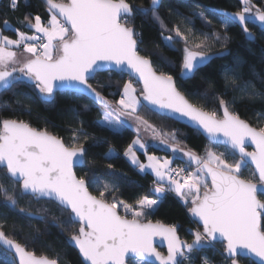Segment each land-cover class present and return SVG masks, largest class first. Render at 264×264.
Wrapping results in <instances>:
<instances>
[{
    "label": "snow or ice",
    "instance_id": "obj_1",
    "mask_svg": "<svg viewBox=\"0 0 264 264\" xmlns=\"http://www.w3.org/2000/svg\"><path fill=\"white\" fill-rule=\"evenodd\" d=\"M39 2L43 14L27 11L29 0H0V94L13 92L15 110L26 115L31 104L54 108L63 99L73 119L65 139L24 120L0 118V246L13 254L0 264H153L152 257L159 264H216L209 253L223 264H264V88L257 89L238 59L221 68L219 79L205 77V86L195 85L214 55H231L233 29L249 42L257 38L253 28L264 37V6L238 0L234 12L200 5L185 15L170 3L162 15L164 0ZM22 6L20 26L13 27L6 17ZM193 19L207 30L197 33ZM214 20L222 30L212 27ZM145 28L153 34L147 41ZM175 64L179 78L172 74ZM102 73L106 79L98 80ZM113 76L120 77L119 87L108 95L117 100L104 94ZM260 79L264 84V75ZM187 83L196 90L184 89ZM20 85L31 94L14 92ZM80 100L88 102L77 105ZM242 110L254 112L255 126ZM89 113H95L90 123L100 131H134L123 157L139 173L154 176L151 195L121 198L113 163L120 153L113 147L100 157L108 173L84 170L98 163L89 159V149L108 143L88 131L83 116ZM144 113L183 121L209 147L203 155L181 147L175 131H162ZM142 133L174 157L182 154L187 166L173 167V159L149 154L157 145ZM109 175L114 179H104ZM170 193L196 225L189 229L191 242L179 237V225L149 219ZM53 227L69 233L63 248L45 239ZM21 235L28 243H20ZM155 237L166 241V256L153 246ZM37 246L51 254H39ZM65 249L75 250L77 259Z\"/></svg>",
    "mask_w": 264,
    "mask_h": 264
},
{
    "label": "trees",
    "instance_id": "obj_2",
    "mask_svg": "<svg viewBox=\"0 0 264 264\" xmlns=\"http://www.w3.org/2000/svg\"><path fill=\"white\" fill-rule=\"evenodd\" d=\"M139 3H146V0H138ZM184 2L189 5V7H183L180 5L179 0H165V7L161 9L162 15H167V6L171 4H176L179 7V10L185 15H191L195 11L201 10L198 6L203 5L205 7L212 6L229 12H234L238 10V0H184ZM256 2L264 6V0H256ZM31 7L27 11H40L43 14L44 9L41 7L39 0H29ZM2 6V5H0ZM25 9L23 6L19 12H11L6 17L12 23L13 27L20 26V20L24 14ZM139 24V21H137ZM193 24L197 33L201 31H206L207 29L203 25L202 21L199 19H193ZM213 28L221 29V26L214 20ZM222 30V29H221ZM252 31L256 34V40L254 42L246 41L242 32L238 29H233L231 31L232 39L229 43V50L231 55L228 57H216L214 58L201 72L200 75L196 77L195 85L196 86H205V77L208 79L216 80L220 78V70L224 65H228L234 62L235 59H238L243 63V71H245L249 78L254 79L257 85V89L264 88V84L261 83L260 77L264 75V37L260 36L259 30L253 28ZM5 34L12 35L11 32H6ZM145 39L150 40L153 36L146 28L144 29ZM150 47V45H146ZM180 47V46H178ZM213 53L219 51L218 48L214 47L212 49ZM165 55H170L165 52ZM215 56V55H214ZM171 59L176 60V56H170ZM172 74L179 78V65L175 64L173 66ZM107 73L100 74L97 79L105 80ZM120 77H112V85L108 88V91L104 94L108 96L109 99L117 100L119 99L118 95L109 96L108 93H116L119 85L116 83ZM127 79V77H125ZM184 89L195 91L196 88L192 83H187L184 85ZM202 90V87L201 89ZM14 92H29L30 89L25 88L20 85L17 86ZM191 99L189 92H186ZM15 97L13 92H4L0 95V104H11L9 108L0 107V118H9V119H19L26 122H30L33 127H38L41 129L47 128L49 132L53 134L64 136L65 139H68L69 128L68 125L72 121L73 117L70 112L67 111L68 102L58 98V103L56 107H49L43 103H34L31 104V115L23 114L24 110L16 111L15 110ZM87 100H80L77 105H83L87 103ZM30 102L25 101V104ZM258 111V109H256ZM145 117L149 119L150 123L154 124L157 128L161 129L164 132L171 133L175 131L177 133V138L183 143L181 147L185 144L188 148H191L198 155H203L204 151L208 145V141L202 136L195 133L191 128L184 125H180L172 120H162L159 117L154 116L151 113H144ZM37 117H40L39 119ZM242 118L249 120L256 125V120L254 119V112L252 110H242ZM86 123L88 124V131L93 135L100 138H107V144L93 145L89 149V159L95 158L98 163L95 165H89L88 168L84 170H95L97 174L108 173L110 170L107 169L106 164L103 161H100V157L107 152L109 147L115 148L120 153V158L113 161L115 164V171L119 174V179L115 182L121 185V198L131 202L140 195H151L152 181L154 179L150 174L141 175L124 157H123V148L127 143L135 137L133 130L128 129L119 134V136L110 135L108 132L100 131L94 128L91 125V120L95 119V113L85 114L83 116ZM47 121V123L45 122ZM151 137L150 133H145ZM156 147L152 148L149 153L157 156H167L173 158V165H186V158H181L182 154H177L173 156L171 151L166 150L162 145H159L158 140H154ZM88 144H92V141H88ZM87 146V145H86ZM220 150H224L222 147ZM141 160H145V157L141 154ZM194 168V166H193ZM80 168L76 170L78 175H83V171ZM251 175V168L244 172L245 177ZM104 179L113 180V176H105ZM149 219L152 222L160 221L163 224H177L179 225L178 235L182 240H187L191 242V236L189 235V229H194L195 224L190 223V217L186 213V209L183 203L176 197L173 193H170L162 202L158 211L154 215L150 216ZM43 229L44 225H38ZM59 228H51L50 236L45 237V239L52 244L54 248H63V241L69 235L68 232H65L63 235H60ZM26 235V233L24 234ZM24 235L20 236V243L25 244L28 241L25 240ZM219 247V246H218ZM37 251L39 254H51L44 247L37 246ZM70 253V259L76 260L77 253L75 250L65 249ZM164 252V251H161ZM0 249V262L10 260L6 258ZM4 255V257H3ZM209 255L216 261V264H223V260L216 253H209Z\"/></svg>",
    "mask_w": 264,
    "mask_h": 264
},
{
    "label": "water",
    "instance_id": "obj_3",
    "mask_svg": "<svg viewBox=\"0 0 264 264\" xmlns=\"http://www.w3.org/2000/svg\"><path fill=\"white\" fill-rule=\"evenodd\" d=\"M165 1V0H164ZM216 57H218V56H213V59L214 58H216ZM102 74H104V73H102ZM1 95V94H0ZM174 122H176V123H178V124H180V125H184L185 126V124H184V122L183 121H179V122H177V121H174ZM187 127V126H186ZM190 128V127H189ZM203 136V135H202ZM204 137V136H203ZM205 139H206V137H204ZM207 140V139H206ZM163 146V145H162ZM164 147V146H163ZM165 148V147H164ZM166 149V148H165ZM166 150H168V151H170V149H166ZM253 150V146H251V145H249L248 146V151H252ZM194 166V165H193ZM195 167V166H194ZM79 168V167H78ZM78 168H76L75 169V171L78 169ZM153 223H155V222H153ZM153 246L156 248V250L158 251V252H160L162 255H164V256H166L167 255V243H166V241H164V240H162L160 237H155L154 238V240H153ZM2 247V246H1ZM3 248V247H2ZM4 249V248H3ZM161 251H164V252H161ZM8 253H10V252H8ZM10 254H12V253H10ZM13 255V254H12ZM129 259L130 260H133L134 261V259L135 258H133V257H129ZM150 259H152L153 260V264H159V261H156L155 260V258L154 257H152V258H150Z\"/></svg>",
    "mask_w": 264,
    "mask_h": 264
},
{
    "label": "rangeland",
    "instance_id": "obj_4",
    "mask_svg": "<svg viewBox=\"0 0 264 264\" xmlns=\"http://www.w3.org/2000/svg\"><path fill=\"white\" fill-rule=\"evenodd\" d=\"M142 135H143V137H144V139L149 143V144H151V145H153V144H155V142H154V140H152V138L151 137H149L148 135H146L145 133H142ZM220 150V149H219ZM220 151H223V150H220ZM149 154H151V153H149ZM157 156V155H156ZM158 157H161V158H169V157H167V156H158ZM169 159H173V158H169ZM142 162H144V163H147V159H146V157H145V160L143 161V160H141ZM173 166H175V165H173ZM176 166H182V165H176ZM138 171V170H137ZM139 173V172H138ZM139 174H141V173H139ZM150 174V173H149ZM141 175H145V174H141ZM151 175V174H150ZM151 176H153V175H151ZM154 177V176H153ZM174 194V193H173ZM175 195V194H174ZM179 199V198H178Z\"/></svg>",
    "mask_w": 264,
    "mask_h": 264
},
{
    "label": "flooded vegetation",
    "instance_id": "obj_5",
    "mask_svg": "<svg viewBox=\"0 0 264 264\" xmlns=\"http://www.w3.org/2000/svg\"><path fill=\"white\" fill-rule=\"evenodd\" d=\"M0 249H1V251H2V253L4 252V253H6V254H4L5 256H6V258H10V260L13 258V255L12 254H10V253H8V252H5V250L0 246ZM4 255H3V257H4Z\"/></svg>",
    "mask_w": 264,
    "mask_h": 264
},
{
    "label": "built area",
    "instance_id": "obj_6",
    "mask_svg": "<svg viewBox=\"0 0 264 264\" xmlns=\"http://www.w3.org/2000/svg\"><path fill=\"white\" fill-rule=\"evenodd\" d=\"M173 167H177V166L175 165V166H173Z\"/></svg>",
    "mask_w": 264,
    "mask_h": 264
}]
</instances>
